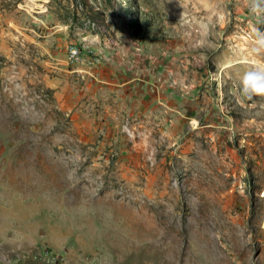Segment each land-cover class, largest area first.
Wrapping results in <instances>:
<instances>
[{"label": "rangeland", "instance_id": "1", "mask_svg": "<svg viewBox=\"0 0 264 264\" xmlns=\"http://www.w3.org/2000/svg\"><path fill=\"white\" fill-rule=\"evenodd\" d=\"M259 34L260 0H0V264H264Z\"/></svg>", "mask_w": 264, "mask_h": 264}, {"label": "clouds", "instance_id": "2", "mask_svg": "<svg viewBox=\"0 0 264 264\" xmlns=\"http://www.w3.org/2000/svg\"><path fill=\"white\" fill-rule=\"evenodd\" d=\"M260 3H264V0H260ZM258 7V4L254 5L253 11H256ZM256 43L260 48H264V34H259ZM256 50L259 51V48ZM240 94L246 99L264 96V67L255 66L243 73L240 79Z\"/></svg>", "mask_w": 264, "mask_h": 264}, {"label": "built area", "instance_id": "3", "mask_svg": "<svg viewBox=\"0 0 264 264\" xmlns=\"http://www.w3.org/2000/svg\"><path fill=\"white\" fill-rule=\"evenodd\" d=\"M78 54H79V51L78 50H76V49H73L72 50V56L73 57L77 56Z\"/></svg>", "mask_w": 264, "mask_h": 264}]
</instances>
